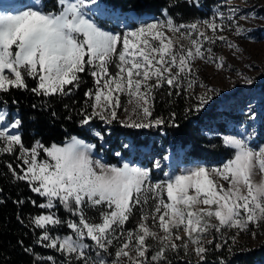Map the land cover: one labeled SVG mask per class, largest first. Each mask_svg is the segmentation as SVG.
<instances>
[{"label": "snow or ice", "instance_id": "snow-or-ice-1", "mask_svg": "<svg viewBox=\"0 0 264 264\" xmlns=\"http://www.w3.org/2000/svg\"><path fill=\"white\" fill-rule=\"evenodd\" d=\"M179 2L169 6L177 7ZM186 2L199 5V0ZM45 7V0H28L15 12L0 10V94L17 89L45 98L69 96L83 82L81 74L87 73L94 87L84 93L78 113L81 127L90 126L94 119L111 124L119 119L121 109L125 119L120 123L125 128L178 127L175 113L167 121L154 117L156 90L167 85L169 96L188 93L196 83L193 64L197 60L223 69L225 58L215 56L210 45L221 41L232 55L240 54L239 46L220 33L233 29L234 35L243 36L246 30L239 21L252 18L231 7L228 15L217 10L209 19L177 23L165 8L162 18L129 28L127 18L121 19L99 0H55L52 11ZM103 16L124 30L101 27L96 18ZM112 66L115 72L110 70ZM237 75L246 84L254 83L243 73ZM27 79L35 80L36 87L29 89ZM200 87L205 92L193 106L196 112L216 93L203 84ZM122 97L126 101L122 102ZM247 114L249 120L255 119L251 105ZM8 115L0 108V154L12 155L18 146L19 163L15 168L7 164L9 172L42 198L39 204L31 197L28 202L46 210L29 220L32 228L41 230L38 236L34 233V243L59 253L61 264H171L169 252L183 249L188 255L190 248L199 261H206L212 249L205 247L204 241L220 252L229 239L235 244L236 236L249 231L250 225L259 228L264 224V177L254 180L257 173L264 174V145L252 147L253 133L243 126L236 135L222 137L223 145L232 150L222 165L196 166L179 174L164 172L166 180L152 182L151 170H163L160 160L153 161L151 169L127 161L110 165L94 157L96 145L75 136L62 146L46 147L36 140L27 148L18 131L22 121L13 118L8 123ZM90 130L103 148L104 135ZM123 147L129 153L138 150L133 143ZM41 151L46 158L41 157ZM115 155L124 160L120 152ZM25 202L13 201L18 207ZM60 207L76 219H61L57 214ZM90 210L99 213L98 219L88 215ZM137 210L136 227L129 229L126 224ZM17 220L23 223L19 214ZM64 225L70 234L52 233ZM232 229L236 235L226 236L225 230ZM149 239L157 245L150 257L153 246L147 243ZM18 243L23 247V241ZM228 250H232L230 245ZM24 251L38 261L56 264L53 256L41 257L32 247Z\"/></svg>", "mask_w": 264, "mask_h": 264}, {"label": "trees", "instance_id": "trees-1", "mask_svg": "<svg viewBox=\"0 0 264 264\" xmlns=\"http://www.w3.org/2000/svg\"><path fill=\"white\" fill-rule=\"evenodd\" d=\"M54 2L55 0H45V9L52 11ZM99 2L119 16H123L125 12L136 15L148 12L160 14L163 9L167 8L169 14L175 18V22H191V20L204 14L203 11L209 6L211 0H199L198 6L190 5L186 0H180L177 7L169 6L170 2L175 3L176 0H99ZM96 22L105 25V22L99 18H96ZM107 25L114 28L112 24ZM81 76L83 82L79 89L74 90L73 94L69 96L45 98L36 96L30 91L17 89H11L8 93L0 94V107L5 109L9 115L14 114L16 119L22 121L18 131L25 147H32L36 140H40L47 147L51 143H61L65 139L76 136L96 145L95 150L108 164H118L120 157L115 155L116 152H120L125 158L135 159V153H129L123 147L125 143H133L138 146V150L140 147V151L145 155L143 158L138 157L136 162L146 163L149 169H151L153 159L151 157L146 158V156H149L156 149L157 154L162 156L164 147L167 145L172 150L175 147H182L184 158L201 159L206 164H211V162L218 164L219 161H225L231 155L232 150L226 148L221 142L219 134L224 133L228 128H226L224 118H216L220 111L215 108V105L206 106L200 112H196L193 108L196 104L191 92H182L179 96L174 94L169 96L170 90L167 85L156 90L153 115L167 121L170 114L175 113V123L178 127H171L166 124L150 131L125 128L118 120L111 124H105L99 119H94L90 126L81 127L80 120L82 117L78 113L84 105V93L89 88L94 87L93 78L89 74L82 73ZM26 82L29 89L36 87L35 80L27 79ZM13 100L17 103L13 104ZM33 105L36 107L34 108ZM89 111L91 110L89 109ZM53 112L56 114L55 116H53ZM68 117L71 118L68 119ZM90 129L104 135L103 148L100 146V140L92 135ZM17 151L15 149L12 155L0 154V200H3V203L0 204V264H50L47 261L36 260L33 255L24 251L25 247H32L34 252L41 257L53 256L56 264H61L63 257L59 253L34 243V233L38 236L41 230L32 228L29 225V220L32 216L46 210L33 207L28 202V198L31 197L39 204L42 202V198L33 194L25 182L15 181L9 172L7 164L11 163L15 168V165L19 163L16 160ZM16 171L18 174H22L19 169ZM161 174L162 171L160 170H151V178ZM19 199H24L26 202L18 207L13 201ZM18 214L23 223L17 220ZM57 214L63 220L74 218L70 217V214L66 213L62 207L58 209ZM70 231L66 225L52 229L53 234L61 236L68 235ZM213 235L217 234L213 231ZM210 237L212 238V236ZM19 241H23V247L18 243ZM148 244L153 246L148 253L150 257L157 245L151 242ZM205 247L212 249L208 252L206 261L191 259L181 249L178 252H169L168 256L171 264H221V261L223 264H253L262 261L264 258V247L262 246L242 250L233 248L231 251L224 247L220 252L214 250V245H206ZM92 255L95 254L92 253Z\"/></svg>", "mask_w": 264, "mask_h": 264}, {"label": "rangeland", "instance_id": "rangeland-1", "mask_svg": "<svg viewBox=\"0 0 264 264\" xmlns=\"http://www.w3.org/2000/svg\"><path fill=\"white\" fill-rule=\"evenodd\" d=\"M27 2L28 0H0V10L12 13L17 9L23 8ZM231 7H238L241 14H251L252 17L247 21H239V23L246 30L243 36L234 35L233 29H228L220 33L221 35H224L226 37L227 41L237 44L241 49V53L235 56L232 55L231 51L226 47L225 43L221 41H217L214 45H210V47H212L213 49V52L215 53V56L225 58V67L221 70H217L212 64H205L200 60L195 61L193 64V68L195 69L196 83L193 89L189 90V92L193 94L195 104H197L198 97L205 92V88H201L200 84L205 85L206 88L215 89V95L206 106L209 107V105L214 104L215 108H217L220 111L219 113H221H218L216 118H224V121L226 122V128L228 129L224 131V133L219 134L221 137V142L223 136L236 135L241 130V126H243L244 128H246L248 133H253V139L252 141H250V143L252 147L256 148L260 145H264V0H246V2H243V0H211L209 6L204 9V14L199 18L191 20V22L212 18L213 13L217 10L223 12L225 15H228ZM143 14L147 16L150 15L151 17L141 18L140 16H142ZM120 18H127V27L134 28L139 23L152 22L162 17L161 12L160 14H153L148 12L140 13L137 15L134 13L132 14L130 12H125V14H123V16H120ZM99 19L105 22V25H99L103 28H106L107 30L113 32H122L124 30L123 26L118 27L115 21L107 16L99 17ZM177 23L189 22L177 21ZM107 24L114 25V28L108 26ZM208 34L211 35V32H209ZM184 43L187 44L186 41ZM207 46L208 45H206V47ZM110 70L112 72H115L116 69L114 66H112ZM237 72L243 73L246 76L253 78L254 83L251 85L244 83L243 80L237 75ZM121 99L122 102L126 101L125 97H122ZM249 105H251L252 109L255 112L254 120H249L248 118L247 113ZM118 117L119 122L120 120L125 119V113L122 109L119 110ZM13 118H16L14 114L8 115V123H11ZM154 129L155 128H149L146 130L154 131ZM11 131L16 132L17 130L12 129ZM150 136H152V134ZM72 137L65 139V141L61 143H51V145L56 144L62 146L66 142L70 141ZM79 139L87 144H90L88 141L80 137ZM16 149L18 150L17 152L19 154L18 146ZM157 152L158 151L156 149L152 151L149 156H146V158L151 157L153 159L152 163L155 160H160L162 162V174L158 177L151 178L152 182L166 180L167 177H165L164 172L179 174L182 169L193 168L196 166H204L206 168L220 166L232 155L231 153V155L228 156L225 161H219L220 163L218 164L214 163L209 165L201 163L200 161H195L194 159H191L189 157L184 158L182 147H175V149L172 150L167 145V147H164V152L161 154L162 156H159L160 154L158 155ZM92 154L95 158L103 160V157L98 151L95 150V148L92 150ZM135 155V159H128L124 157V160L121 161L120 158L119 162L123 163L124 161H127L134 164L135 166L147 168L146 163L136 162L138 157L143 158L145 156L140 151V147L139 150L135 152ZM166 155L170 156L169 160L164 159ZM41 157L46 158L44 157L42 151ZM109 164L111 165L112 163ZM262 177H264V174L257 173V175L254 177V180L256 182H259ZM165 199H167L166 196ZM88 215L96 219H98L99 217V213L95 210H90L88 212ZM72 219L76 218L74 217ZM138 219L139 211L137 210L130 221L126 224V227L129 229H134L136 227ZM213 222L215 223V221ZM149 223H151V221H149ZM225 231L226 236L236 235L235 229ZM253 232L256 233L255 237H253ZM208 239H211V237L209 236ZM86 242L91 244V241ZM150 242L156 244V241H153L151 239L147 241V243ZM217 242L222 243V241L219 239L217 240ZM176 243L179 244L181 242L177 241ZM203 243L205 244V246L207 245L206 241H204ZM229 245L231 246V249L234 248L240 250L249 247H264V224H262L259 228H256L254 225H250L249 231L240 232L239 235L236 236L235 244H232V241L229 239L228 245L225 246L226 250H228ZM181 250L183 251V249ZM110 251L114 253L115 248L110 249ZM188 255L191 259L198 260L191 248L189 249ZM253 264H264V258L262 261L255 262Z\"/></svg>", "mask_w": 264, "mask_h": 264}, {"label": "water", "instance_id": "water-1", "mask_svg": "<svg viewBox=\"0 0 264 264\" xmlns=\"http://www.w3.org/2000/svg\"><path fill=\"white\" fill-rule=\"evenodd\" d=\"M141 17H143V18H148V17H151L150 15H142Z\"/></svg>", "mask_w": 264, "mask_h": 264}, {"label": "built area", "instance_id": "built-area-1", "mask_svg": "<svg viewBox=\"0 0 264 264\" xmlns=\"http://www.w3.org/2000/svg\"><path fill=\"white\" fill-rule=\"evenodd\" d=\"M200 161L204 162V161H203V160H201V159H200ZM204 163H205V162H204ZM211 164H214V163H212V162H211ZM211 164H209V165H211Z\"/></svg>", "mask_w": 264, "mask_h": 264}]
</instances>
